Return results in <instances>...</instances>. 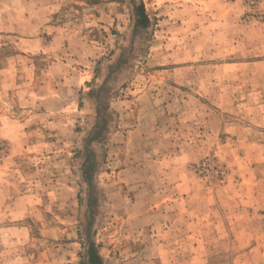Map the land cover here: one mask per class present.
Segmentation results:
<instances>
[{"label": "rangeland", "instance_id": "rangeland-1", "mask_svg": "<svg viewBox=\"0 0 264 264\" xmlns=\"http://www.w3.org/2000/svg\"><path fill=\"white\" fill-rule=\"evenodd\" d=\"M0 264H264V0H0Z\"/></svg>", "mask_w": 264, "mask_h": 264}, {"label": "trees", "instance_id": "trees-1", "mask_svg": "<svg viewBox=\"0 0 264 264\" xmlns=\"http://www.w3.org/2000/svg\"><path fill=\"white\" fill-rule=\"evenodd\" d=\"M100 260V259H99ZM98 260V263H100V261Z\"/></svg>", "mask_w": 264, "mask_h": 264}]
</instances>
